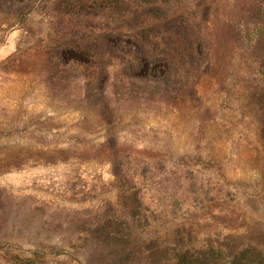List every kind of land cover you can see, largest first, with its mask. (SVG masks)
<instances>
[{"label": "rangeland", "instance_id": "obj_1", "mask_svg": "<svg viewBox=\"0 0 264 264\" xmlns=\"http://www.w3.org/2000/svg\"><path fill=\"white\" fill-rule=\"evenodd\" d=\"M58 1L42 0L25 18L0 3V151L68 153L58 157H68L64 162L32 158L0 174V191L17 220L13 251L42 243L57 247L49 250L47 264H89L83 251L76 254L73 247L86 240L97 217L118 200L109 158L92 152L108 135L116 142L124 185H144L141 191L152 207L175 225L184 222V242L221 240L231 227H264V142L247 95V77L256 71L245 62L247 56L207 74L197 101L179 108L147 103L125 107L122 119L107 127L86 105L80 107L73 90L53 86L64 77L81 84L89 80L76 51L60 44L63 33L67 38L69 33L91 37L119 23L107 11L99 10L96 17L92 10L67 15L66 2L59 6ZM204 1L213 11L232 14L227 1ZM233 22L245 30L243 18ZM256 24H249L250 29ZM91 69L86 73H94ZM222 213L230 218L221 220ZM173 225L151 229L168 241L171 253L178 244ZM144 245L156 248L155 243ZM161 249L167 257L166 247ZM0 264H5L1 257Z\"/></svg>", "mask_w": 264, "mask_h": 264}, {"label": "trees", "instance_id": "obj_2", "mask_svg": "<svg viewBox=\"0 0 264 264\" xmlns=\"http://www.w3.org/2000/svg\"><path fill=\"white\" fill-rule=\"evenodd\" d=\"M41 1L0 0V3L8 4L19 17L25 18ZM189 1L59 0V6L60 2H66L67 15L92 10L96 17L99 10L107 11L111 21L119 25L91 37L69 33L72 37L67 38L68 34L63 33L60 44L64 49L76 51L82 75L89 80L81 84L64 77L54 83L53 89L73 90L79 95L80 107L86 105L108 127L122 119L125 107L147 103L179 108L197 101L199 86L207 74L216 67L225 68L245 54L247 65L256 69L255 74L251 72L247 77V95L250 105L254 102V116L264 142V100L258 99L264 95V0H221L231 4V15L213 11L212 5L204 0H197L193 7L188 5ZM240 6L243 9L239 10ZM236 17L243 18L245 30L233 22ZM252 22L257 23L255 28L261 23L256 33H253L255 28L249 27ZM105 58L111 62L104 63ZM91 68L94 73H86ZM259 86L262 87L258 89ZM115 145L114 138L108 135L92 152H102L109 158L118 200L109 203L106 215L97 217L95 229L86 232V240L73 245L76 254L83 251L89 264H264L263 225L246 229L231 227L221 240L210 239L201 244L184 242L180 228L185 227L184 222L175 225L176 221L167 220L164 211L152 207L153 201L147 202L141 191L144 185L136 181L129 187L124 185V175L116 163L119 155ZM62 154L68 153L4 149L0 151V174L19 169L32 158L44 159L45 163L68 160V157L58 159ZM6 201L0 191L1 259L5 264H47L49 250L57 247L36 243L28 251H13L16 246L11 233L17 228V220ZM220 218L227 221L230 216L222 213ZM169 223L174 224L171 228L176 227V235L172 234L178 240L172 253L167 249L168 241L151 232L154 226ZM144 243H155L156 248ZM161 247H166L167 257Z\"/></svg>", "mask_w": 264, "mask_h": 264}]
</instances>
